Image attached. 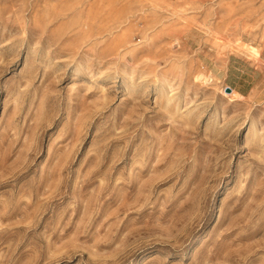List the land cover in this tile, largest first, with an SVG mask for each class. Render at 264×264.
Wrapping results in <instances>:
<instances>
[{
	"label": "rangeland",
	"instance_id": "1",
	"mask_svg": "<svg viewBox=\"0 0 264 264\" xmlns=\"http://www.w3.org/2000/svg\"><path fill=\"white\" fill-rule=\"evenodd\" d=\"M0 264H264V0H0Z\"/></svg>",
	"mask_w": 264,
	"mask_h": 264
},
{
	"label": "water",
	"instance_id": "2",
	"mask_svg": "<svg viewBox=\"0 0 264 264\" xmlns=\"http://www.w3.org/2000/svg\"><path fill=\"white\" fill-rule=\"evenodd\" d=\"M226 90L229 91V88H227Z\"/></svg>",
	"mask_w": 264,
	"mask_h": 264
},
{
	"label": "bare ground",
	"instance_id": "3",
	"mask_svg": "<svg viewBox=\"0 0 264 264\" xmlns=\"http://www.w3.org/2000/svg\"><path fill=\"white\" fill-rule=\"evenodd\" d=\"M240 96V95H239Z\"/></svg>",
	"mask_w": 264,
	"mask_h": 264
}]
</instances>
